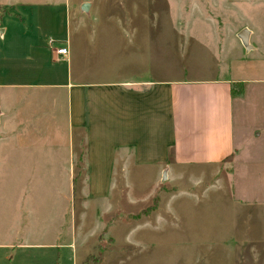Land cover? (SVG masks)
Wrapping results in <instances>:
<instances>
[{
  "label": "rangeland",
  "instance_id": "374dc122",
  "mask_svg": "<svg viewBox=\"0 0 264 264\" xmlns=\"http://www.w3.org/2000/svg\"><path fill=\"white\" fill-rule=\"evenodd\" d=\"M81 2H87L88 8L82 9ZM133 4L140 5L147 14L155 10L162 13L142 16L139 20L137 16L131 17L123 30L133 29V40L135 37L138 40L135 31L140 23L155 24L159 28L158 40L164 45L173 42L182 52L188 50L186 42L189 40L196 48L212 45L214 56L218 57L220 52L226 57L223 52L228 53L227 59L232 57L228 60L234 62L243 76H264V0H0V87L3 89L0 102V264H264L263 153L250 170L246 171L240 163L235 178L228 174L230 184L234 183V189L231 186L232 190L227 192L231 193V201L217 204L194 200L187 194V184L171 189L164 179L149 207L131 215V221L125 225L117 223L116 219L115 224L109 226L102 214L96 215V207L101 206L103 199H88L84 193L75 197L77 201L69 197L72 179L65 175L62 167L66 125L58 119L59 114L54 126L46 124L43 131L30 129L27 123L33 124V118L41 120L43 114L41 103H34L37 105L34 111L39 112L32 121L27 122L25 113L21 114L19 122L12 121V109L28 103L26 96H13L14 84H21L20 80L26 83L32 78L38 81L37 85L65 82L63 72L47 69L45 74L36 77L31 72L15 70L22 61L14 64L11 60L22 58L28 43L33 46L36 39L39 40L40 31H43L42 39L46 37L49 50L54 52L55 48L64 46L51 34L57 35L65 26L70 27L68 35L73 46L76 45L79 54L88 42L83 58L93 57L95 78L103 80L120 64L116 58L113 64L116 51L118 57L123 56V51L116 46L128 41L123 32L116 36L113 27L119 19L128 22L130 16L125 7L135 6ZM99 7L102 11L95 16ZM79 25L84 28L76 33ZM244 28L248 29L247 43L240 37ZM208 34L218 39H213L216 43ZM102 38L106 40L104 43L100 41ZM196 51H200L203 60L204 51L199 48ZM168 61L169 58L164 57L163 72L170 64ZM180 65H184L183 61ZM17 76L21 79L16 80ZM257 86L261 88L262 84H254L255 89ZM235 87L241 89L242 83ZM59 91L60 95L65 93L64 88ZM54 96L51 95L46 104L48 109L58 102L54 99L61 100V96ZM263 100L260 104L264 106ZM262 110L255 111L248 118V124L262 129ZM27 116L31 119L32 113ZM153 178L128 177L134 185L130 186L132 199L137 203L132 210L146 204V199L141 198L154 192ZM74 180L76 188L79 182H87L86 177H74ZM130 187L125 189L127 199ZM171 190H175L174 214H170ZM156 210L162 213V218L152 216L136 221ZM65 242L72 245H63ZM88 251L86 255L84 252Z\"/></svg>",
  "mask_w": 264,
  "mask_h": 264
},
{
  "label": "crops",
  "instance_id": "0c3cea01",
  "mask_svg": "<svg viewBox=\"0 0 264 264\" xmlns=\"http://www.w3.org/2000/svg\"><path fill=\"white\" fill-rule=\"evenodd\" d=\"M133 5L125 7L130 16L128 22L119 19L114 25L116 30L113 27L116 36L123 32L128 41L116 46L123 51V56L118 57V51L113 54V64L115 58L120 64L112 74L108 71L107 80L95 78L93 57L83 58L88 42L78 54V48L73 46L68 35L70 27L66 26L51 37L67 48V55L58 59L40 31L39 40L36 39L33 46L28 43L26 54L11 60L14 64L22 61L15 70L31 72L36 77L45 74L47 69L63 72L65 82L39 85L38 81H33L35 78L25 83L17 76L15 79L22 83L13 85V96H26L28 103L12 109V121L19 122L24 113L27 122L32 121L39 112L34 111L37 106L34 103H41L43 114L41 120L33 118V124L27 123L30 129L43 131L46 124L54 126L59 114L58 119L66 125L62 167L65 175L72 179L69 197L77 201L75 197L84 193L88 199H103L101 206L96 207V215L102 214L109 226L115 224L116 219L117 223L125 225L131 221V215L149 207L164 179L171 189L187 184V194L194 200L217 204L231 201V193L227 192L231 186L234 189V183L230 184L228 174L235 178L240 163L246 171L250 170L252 163L264 154V124H261L262 129H257L247 122L255 111L264 109L260 104L264 99V76H243L234 62L228 60L232 57L227 59L228 53L224 51L226 57H222L218 52L219 56L215 57L212 45L198 47L204 51L203 60L200 51H196V44L190 40L186 42V52H182L180 46L175 47L173 42L164 45L158 40L159 28L155 24L140 23L135 31L138 40L137 37L133 40L131 32L134 30L129 27L123 30L131 17L137 16L139 20L142 16L162 14L156 10L147 14L140 5ZM101 11L97 8L95 16ZM83 28L76 26V33ZM211 35L208 34L210 39ZM213 39L218 40L215 36ZM164 57H168L170 63L165 72ZM181 60L184 65H180ZM241 83V89L235 87ZM254 84L262 86L255 89ZM60 88L65 89L62 95ZM51 95H59L61 100L54 99L58 102L48 109L46 104ZM2 97L0 87V102ZM27 113H32L31 119ZM129 176L154 177V192L144 195L141 199H146V204L136 210L131 209L137 203L132 199L130 186L134 185L129 182ZM74 177H86L87 182H79L76 188ZM129 187L127 199L124 193ZM174 192H171V199ZM172 202L173 199L170 214H174ZM103 207L106 208L101 210ZM161 214L156 210L136 221L152 216L162 218ZM65 243L63 245H72ZM84 253L88 255L89 251Z\"/></svg>",
  "mask_w": 264,
  "mask_h": 264
},
{
  "label": "water",
  "instance_id": "95a60500",
  "mask_svg": "<svg viewBox=\"0 0 264 264\" xmlns=\"http://www.w3.org/2000/svg\"><path fill=\"white\" fill-rule=\"evenodd\" d=\"M88 5L89 4L87 2L83 3L82 9H87L88 8ZM240 37L242 38V41L244 43H247V40H248V29H246V28L242 29L240 31ZM163 178H164V176H163Z\"/></svg>",
  "mask_w": 264,
  "mask_h": 264
},
{
  "label": "built area",
  "instance_id": "2783aa9c",
  "mask_svg": "<svg viewBox=\"0 0 264 264\" xmlns=\"http://www.w3.org/2000/svg\"><path fill=\"white\" fill-rule=\"evenodd\" d=\"M54 53L59 59L61 56L67 55L68 54V50H67L66 47H60V48L58 47V48L54 49Z\"/></svg>",
  "mask_w": 264,
  "mask_h": 264
}]
</instances>
